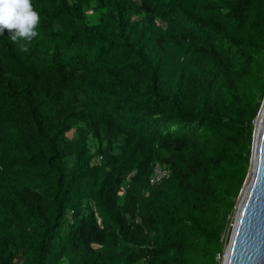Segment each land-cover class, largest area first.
I'll return each instance as SVG.
<instances>
[{
	"label": "trees",
	"instance_id": "16d2710c",
	"mask_svg": "<svg viewBox=\"0 0 264 264\" xmlns=\"http://www.w3.org/2000/svg\"><path fill=\"white\" fill-rule=\"evenodd\" d=\"M32 3L29 51L0 35V264H219L264 99V0Z\"/></svg>",
	"mask_w": 264,
	"mask_h": 264
},
{
	"label": "water",
	"instance_id": "95a60500",
	"mask_svg": "<svg viewBox=\"0 0 264 264\" xmlns=\"http://www.w3.org/2000/svg\"><path fill=\"white\" fill-rule=\"evenodd\" d=\"M253 124L250 178L241 191L222 264H264V100Z\"/></svg>",
	"mask_w": 264,
	"mask_h": 264
},
{
	"label": "clouds",
	"instance_id": "9594fccd",
	"mask_svg": "<svg viewBox=\"0 0 264 264\" xmlns=\"http://www.w3.org/2000/svg\"><path fill=\"white\" fill-rule=\"evenodd\" d=\"M40 24V13L32 0H0V35L8 30L10 41L21 52H28V46L40 35Z\"/></svg>",
	"mask_w": 264,
	"mask_h": 264
},
{
	"label": "rangeland",
	"instance_id": "374dc122",
	"mask_svg": "<svg viewBox=\"0 0 264 264\" xmlns=\"http://www.w3.org/2000/svg\"><path fill=\"white\" fill-rule=\"evenodd\" d=\"M263 100H264V99H263ZM262 103H263V102H262ZM261 106H262V104H261ZM260 109H261V107H260ZM260 109H259V111H260ZM258 113H259V112H258ZM257 115H258V114H257ZM256 117H257V116H256ZM254 120H255V119H254ZM68 136L70 137V134H68ZM249 178H250V167H249V170H248V174H247L246 180H245V182H244L245 184H243V186H246V185L248 184V182H249ZM242 188H243V187H242ZM242 188H241V191H242ZM241 191H240V193H239V195H238V198H237V200H236L235 208H234V213H233V215H232V217H231L230 223L228 224L227 232H226V234L224 235V238H225V246H224V249H223V250H225V248H226V246H227V243H228V240H229V237H230V234H231V230H232V227H233V225H234V219H235V215H236V211H237V206H238L239 201H240ZM223 257H224V252L222 253L221 257L218 259L219 264H222Z\"/></svg>",
	"mask_w": 264,
	"mask_h": 264
},
{
	"label": "built area",
	"instance_id": "2783aa9c",
	"mask_svg": "<svg viewBox=\"0 0 264 264\" xmlns=\"http://www.w3.org/2000/svg\"><path fill=\"white\" fill-rule=\"evenodd\" d=\"M167 176H168V170L165 167L160 165H155L149 177V184L150 185L159 184ZM121 193L122 191H120V194Z\"/></svg>",
	"mask_w": 264,
	"mask_h": 264
},
{
	"label": "bare ground",
	"instance_id": "6f19581e",
	"mask_svg": "<svg viewBox=\"0 0 264 264\" xmlns=\"http://www.w3.org/2000/svg\"><path fill=\"white\" fill-rule=\"evenodd\" d=\"M260 116H261V115H260ZM260 118H261V117H260ZM260 118H259V119H260Z\"/></svg>",
	"mask_w": 264,
	"mask_h": 264
}]
</instances>
